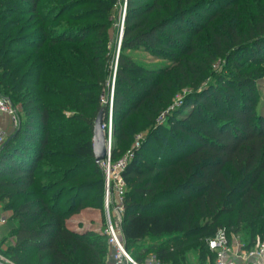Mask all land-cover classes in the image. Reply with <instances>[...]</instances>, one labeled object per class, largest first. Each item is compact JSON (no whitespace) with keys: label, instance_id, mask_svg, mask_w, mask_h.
Instances as JSON below:
<instances>
[{"label":"trees","instance_id":"obj_1","mask_svg":"<svg viewBox=\"0 0 264 264\" xmlns=\"http://www.w3.org/2000/svg\"><path fill=\"white\" fill-rule=\"evenodd\" d=\"M47 1L0 0V98L13 107L21 103L26 119H17L11 140L0 147V204H12L13 225L5 256L13 264H109L107 237L72 231L67 220L88 203L97 209L103 203L104 174L91 141L102 108L107 127L109 98L101 106L100 97L115 54L105 19L118 0ZM209 3L127 0L115 58L110 159L146 132L121 172L122 241L139 262L154 255L160 264H190L186 251L194 248L197 264H213L207 241L219 230L247 248L264 239V117L255 110L256 81L260 71L264 75V6L252 9L247 20L217 26L222 17L206 9ZM84 6L89 8L67 19L91 24L53 26ZM222 8L237 9L230 3ZM26 16L35 42L24 58L27 52L18 47L28 40L11 31L22 22L12 19ZM138 49L173 67L144 66L125 54ZM219 60H235L237 74L203 88ZM27 87L39 88L30 96ZM182 88L192 94L179 110L181 119L173 114L168 126H158ZM190 103L196 106L184 112ZM165 138L186 149H173ZM85 166L90 172L79 176ZM192 240L200 246L192 247Z\"/></svg>","mask_w":264,"mask_h":264},{"label":"rangeland","instance_id":"obj_2","mask_svg":"<svg viewBox=\"0 0 264 264\" xmlns=\"http://www.w3.org/2000/svg\"><path fill=\"white\" fill-rule=\"evenodd\" d=\"M69 1H71V0H48L47 3H45V4H47V6H56V5L67 4V3H69ZM124 1L125 0H118L117 4L111 9L110 13L107 15V17L105 19L106 20L105 22L108 25L107 30H106V38H107L108 44L110 46L109 50L113 54H115L114 55L115 58L119 52L118 44L120 41V35L123 31V26H124V21H123L124 11H125ZM212 1L214 3H212V4L209 3L210 5L206 6V9L208 11H216L219 14V16L222 17L215 22L217 26H219L222 23V21H224V20H227L228 22H229V20H234V18H236L240 21L247 20L248 13H251L253 11L252 9L256 8L257 6H264V0H212ZM225 3L235 4L237 9L235 8L236 9L235 11L234 10L232 11L231 9H229L228 11H224L222 6ZM202 4H203V2H202ZM205 5H206V3L204 2V6ZM88 8L89 7L84 6V7H78V8L67 11L64 14V16L58 21L57 25H53V26H55L56 28H61V29H63V28L68 29V28H72V27L73 28L74 27L75 28H82V27L87 26V24H91L90 22H92L93 20H87V21L86 20L85 21L79 20L78 22H71L70 20L67 19L68 16H71V15L73 16L74 14H76L77 12H80V11L83 12V11L87 10ZM125 16H126V11H125ZM12 20H16V21L21 20L22 21L11 32H12L13 37L17 36V38L19 40L21 38H26L25 40H28V43H26V41H24V43H22L21 46L18 47V48H21L27 52L26 56L24 57V58H26L32 52V50L29 48V45H28L29 42H32V43L35 42L34 40H31L33 38V34H34V30H35L33 28V25H32L33 23L28 22V16H26V17H15ZM124 20H125V18H124ZM122 21H123V23H122ZM19 30H21V31L19 32ZM74 38H75V35H74ZM85 39L88 41L92 40L93 34L86 35ZM125 54L132 57L136 62H138L144 66L162 67V68L163 67H169V66L173 67L169 60H163V59H158L156 57H153L150 54L144 52L143 49L127 51V52H125ZM238 56L235 58V60H238V58H239ZM115 58H113L112 63L109 66L111 76L107 80L108 87L102 91V94L100 97L101 106H105L106 102L108 101V98H109V103L112 100V96H113V92H114V73H115V66H116L115 65ZM235 60H233L232 63H227L225 60L224 61H221V60L217 61L211 69L212 76H208L206 78V80L203 83V88L209 87L211 85H216L217 84L216 79L218 77H222L225 79H229V78L234 77V75H236L238 72V70L232 68ZM241 63H242V65L244 64V66H245L247 64V61L241 60ZM260 70H262V69H260ZM262 71H260V75H261L260 78L258 77V80L256 81V97L257 98H256L255 110L258 114H260L261 116L264 117V75H263ZM38 88L39 87H36L35 91ZM32 89H33V92L30 96H35L34 95L35 94L34 88L27 87L28 91L32 90ZM191 94H192V90H190L188 88H182V89L177 90L173 94L172 105L168 109H166L164 112H162L161 116L158 118V126H164V127L168 126L167 116H171L173 114H177V119H181V117H180L181 112L179 110L184 105H186V101L190 98L189 96ZM0 95H3V94H0ZM47 103H52V101L48 100ZM188 105H189L188 109H186V111H184V112H187V110L189 111V110H191V108H194L196 106L195 103H190ZM12 108L16 112L17 119L24 122L26 119H25V114H23L24 109H23L22 104L17 103V104H15L14 107L12 106ZM64 115L66 117L71 116V114H69V113H65ZM112 127H113L112 114H110V111H109V115H108V119H107V127H106V131L105 130L104 131L106 132L107 135H109L108 136V138H109V151H108V153H109V164H110V176L112 173L116 174L118 172L119 165H121V164L126 165L128 159H130V157L132 155L131 154L132 150L139 148L140 144L142 143V141L146 137V132L137 133L132 138L131 143L125 145L128 148L125 147V149H122L123 151L119 154V156L115 160H111L110 159L111 158V152L113 151V148H114V141H113L112 133H111ZM15 128L16 127H14V125L10 121V118L3 116V115L2 116L0 115V135L2 136L4 141H7L9 139V137L13 135V133L15 132ZM163 140L165 143L171 145L173 147V149H175L177 151L186 149V147L179 146L178 143H175L171 139L165 138ZM118 150H120V148H118ZM107 158L105 159V161L107 160ZM155 160H157V159H155ZM105 161L98 164L100 170H102V172L104 174L103 203H102L101 209H97L94 206H92L91 203H88L87 207L84 208L80 213L70 217L67 220V224L72 231L90 232L93 234L103 236L104 240H105V236H106L105 230H106V225H107V221H108V216H109L110 220H113V218L116 216V214L114 213V207H115V204L117 203V198H115V196L113 194L110 195L109 206L106 209V206H105V181H106V167H105V165H106V162ZM89 172H90V168L85 166V167H82L81 169H79L77 174L79 176H81V175L87 174ZM229 178H231V180H233L232 182L237 181V178L233 175H229ZM110 180H111V178H110ZM90 198H92V195ZM10 206H12L11 203L0 204V219H3L6 222V224L0 229V258L3 259V262L0 261V264H13L5 256V252L13 244V238L11 236L12 231H13V225L10 222V218H11ZM200 224H203V223L200 222ZM235 238H237V237H235ZM237 239L240 241L239 238H237ZM190 243H191L192 247L196 248V246H200L199 244H201V241L192 240V241H190ZM196 253H197V251L194 250V248L186 251V256L188 257V261L190 263L193 261H196V258H197ZM108 255H109V253H108Z\"/></svg>","mask_w":264,"mask_h":264},{"label":"built area","instance_id":"obj_3","mask_svg":"<svg viewBox=\"0 0 264 264\" xmlns=\"http://www.w3.org/2000/svg\"><path fill=\"white\" fill-rule=\"evenodd\" d=\"M127 0L124 1V9L126 11ZM125 11L124 17L125 18ZM122 21V23H123ZM0 115L10 118V121L17 126L16 112L12 108L10 102L0 98ZM4 143V139L0 135V147ZM105 161V160H104ZM103 161V162H104ZM106 162V181H105V206H109L110 195L117 198L114 207L116 216L113 220L109 219L106 225L105 235L107 237V245L111 250V260L109 264H160L154 255H148L142 262L136 261L124 248L121 234V218L124 212L122 206V198L125 192V183L121 177V172L125 164L118 167L116 174L110 176L109 153ZM102 163V162H101ZM113 175V176H112ZM111 178V180H110ZM6 224L0 219V229ZM209 252L215 257L213 264H264V239L258 241L254 246L247 248L234 236H228L224 230H219L214 237L207 241ZM3 262V259L0 258ZM208 263V261H207Z\"/></svg>","mask_w":264,"mask_h":264},{"label":"water","instance_id":"obj_4","mask_svg":"<svg viewBox=\"0 0 264 264\" xmlns=\"http://www.w3.org/2000/svg\"><path fill=\"white\" fill-rule=\"evenodd\" d=\"M123 36V31L120 35V41L118 44V50L120 48V42ZM110 104V114H112V100L109 103ZM104 113H105V109L102 108L95 121H94V125H93V133H92V152H93V156H94V160L96 164H99L101 162H103L107 157H108V151H109V138L106 134V132L104 131ZM11 140L8 139L4 146Z\"/></svg>","mask_w":264,"mask_h":264},{"label":"crops","instance_id":"obj_5","mask_svg":"<svg viewBox=\"0 0 264 264\" xmlns=\"http://www.w3.org/2000/svg\"><path fill=\"white\" fill-rule=\"evenodd\" d=\"M67 226H68V224H67ZM68 228H69V226H68ZM70 229V228H69ZM71 230V229H70ZM190 264H197V262L196 261H193V262H191ZM206 264H208V263H206Z\"/></svg>","mask_w":264,"mask_h":264}]
</instances>
